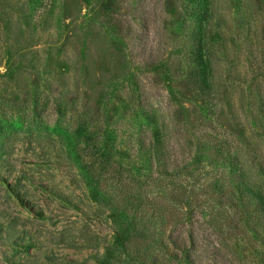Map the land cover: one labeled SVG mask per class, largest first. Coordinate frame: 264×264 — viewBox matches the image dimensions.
<instances>
[{
    "label": "rangeland",
    "instance_id": "rangeland-1",
    "mask_svg": "<svg viewBox=\"0 0 264 264\" xmlns=\"http://www.w3.org/2000/svg\"><path fill=\"white\" fill-rule=\"evenodd\" d=\"M107 2L0 0V264H100L123 186L156 204L166 245L147 264H187L169 237L192 234L197 264H264V212L228 192L232 162L264 190V0H212L209 102L189 83L186 0H115L113 14ZM84 122L115 176L103 203L78 161L91 160L84 140L67 146ZM155 126L167 177L139 143Z\"/></svg>",
    "mask_w": 264,
    "mask_h": 264
},
{
    "label": "trees",
    "instance_id": "trees-1",
    "mask_svg": "<svg viewBox=\"0 0 264 264\" xmlns=\"http://www.w3.org/2000/svg\"><path fill=\"white\" fill-rule=\"evenodd\" d=\"M186 1L190 7V16L197 24L191 45L189 83L202 102H209L212 101L214 95V69L216 68L212 54L214 40L213 36L210 35L211 29L209 28L214 11L213 3L212 0ZM29 2L42 7L46 0H29ZM114 5L115 0H108L105 6L106 11L113 14L116 9ZM147 116L149 120L153 117L151 114H147ZM72 139V142L71 140H66L67 146L73 153L78 154L80 151L78 148L80 139L84 140L83 143L89 150L88 154L91 160L88 162L78 156V161L82 164L81 169L86 171L85 179L90 189L91 198L95 202H105L107 198L102 194L101 186L115 180L114 174L110 178H105V175L109 173L107 170V165L110 161L109 156H107L106 152L90 150L92 145H94V140L86 122L80 124ZM139 143L143 149L152 154L155 152L160 156L158 159L160 162V174L162 177L169 176L171 161L167 157L166 141L160 128L155 126L151 135L140 136ZM205 151L206 149L200 146L197 155L201 156ZM98 156H101L102 159L100 160ZM214 156L221 160L225 159L220 151L217 150ZM198 158L196 161H198ZM235 160L237 161L236 158ZM233 165H235L234 162H232L230 167L238 169V171L242 170L238 174L236 182L229 187L228 192L231 195L233 206L235 205L233 201L237 198L245 204L248 210L264 212V190L257 188L255 177L250 171L240 169L236 165L233 167ZM159 179L156 178L155 180L160 182L161 179ZM123 187L126 190L123 191L119 201L110 203V217L115 224L114 238L111 246L106 249V254L100 264H119L124 256L132 264H147L149 261L156 260L153 259L155 249L166 245V240L163 238L164 233L159 232L157 229H150L155 227V224H158L159 215L153 210L156 204H154L153 200H148L145 197L134 196L130 190H127V186ZM147 232H152L153 234L150 233L148 235ZM169 238L177 251L181 252L187 264H197V259L195 258L196 240L193 234L190 237V245L182 240L181 237L170 236Z\"/></svg>",
    "mask_w": 264,
    "mask_h": 264
}]
</instances>
